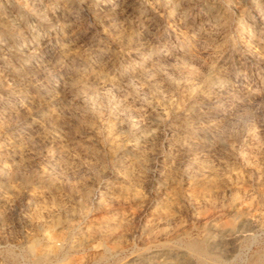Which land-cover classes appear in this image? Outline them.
Segmentation results:
<instances>
[{"label":"rangeland","instance_id":"1","mask_svg":"<svg viewBox=\"0 0 264 264\" xmlns=\"http://www.w3.org/2000/svg\"><path fill=\"white\" fill-rule=\"evenodd\" d=\"M210 257L264 264V0H0V264Z\"/></svg>","mask_w":264,"mask_h":264},{"label":"bare ground","instance_id":"2","mask_svg":"<svg viewBox=\"0 0 264 264\" xmlns=\"http://www.w3.org/2000/svg\"><path fill=\"white\" fill-rule=\"evenodd\" d=\"M110 9V8H109ZM115 19V18H114ZM59 28V27H58ZM122 30V29H121ZM67 34V33H66ZM84 38V37H83ZM140 40V39H139ZM142 40V39H141ZM69 42V41H68ZM153 52H155V51H153ZM54 54V53H53ZM32 55V54H31ZM162 55V54H161ZM175 55V54H174ZM250 55V54H249ZM35 56V55H34ZM65 56V55H64ZM170 59H172V58H170ZM32 62V61H31ZM26 68V67H25ZM68 72V71H67ZM62 73V72H61ZM57 77V76H56ZM59 80V79H58ZM68 81V80H67ZM95 81V80H94ZM60 82V81H59ZM95 83V82H94ZM97 85V84H96ZM233 88H235V87H233ZM21 94V93H20ZM29 98V97H28ZM14 99V98H13ZM7 100V99H6ZM254 100V99H253ZM212 101V100H211ZM10 102V101H9ZM15 102V101H14ZM59 102V101H58ZM128 102V101H127ZM59 104V103H58ZM7 106V105H6ZM24 109V108H23ZM22 109V110H23ZM99 111V110H98ZM9 114V113H8ZM11 115V114H10ZM13 116V115H12ZM54 116V115H53ZM56 116V115H55ZM97 123V122H96ZM38 129V128H37ZM28 131V130H27ZM30 132V131H29ZM39 138V137H38ZM114 143V142H113ZM135 147V146H134ZM121 153V152H120ZM43 163V162H42ZM207 175H209V174H207ZM163 184V183H162ZM88 200V199H87ZM91 201V200H90ZM235 211V210H234ZM240 214V213H239ZM242 221H244V220H242ZM247 222V221H246ZM243 233V232H242ZM191 247H192V249H194L195 251H197L199 254H201V255H203V249L201 248V247H198V246H193V245H191ZM200 255V256H201ZM208 264H215V258L214 257H210L209 258V262H208Z\"/></svg>","mask_w":264,"mask_h":264}]
</instances>
